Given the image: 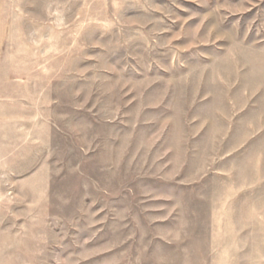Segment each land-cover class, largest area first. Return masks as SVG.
Returning a JSON list of instances; mask_svg holds the SVG:
<instances>
[{"label": "rangeland", "instance_id": "obj_1", "mask_svg": "<svg viewBox=\"0 0 264 264\" xmlns=\"http://www.w3.org/2000/svg\"><path fill=\"white\" fill-rule=\"evenodd\" d=\"M0 76V264H264V0H0Z\"/></svg>", "mask_w": 264, "mask_h": 264}, {"label": "crops", "instance_id": "obj_2", "mask_svg": "<svg viewBox=\"0 0 264 264\" xmlns=\"http://www.w3.org/2000/svg\"><path fill=\"white\" fill-rule=\"evenodd\" d=\"M5 81L8 80L0 76V172L13 175L20 173V162L10 168L9 165H3L2 158L19 156L21 116L24 120L31 119L34 122L35 115L30 114L34 110L30 101L20 95L19 83L11 80L4 85Z\"/></svg>", "mask_w": 264, "mask_h": 264}]
</instances>
